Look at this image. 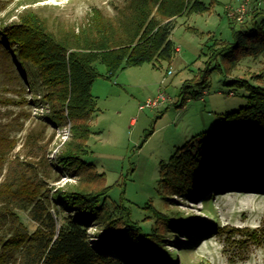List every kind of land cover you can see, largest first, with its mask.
I'll return each mask as SVG.
<instances>
[{
	"label": "trees",
	"instance_id": "trees-1",
	"mask_svg": "<svg viewBox=\"0 0 264 264\" xmlns=\"http://www.w3.org/2000/svg\"><path fill=\"white\" fill-rule=\"evenodd\" d=\"M212 4L203 0H130L124 18H104L95 12L91 23L78 33H55L32 12L10 24L0 19L4 58L22 76L24 91L27 85L37 92L34 96L38 98L32 97L28 105L47 106L46 121L71 130L56 166L48 153H44L48 163L8 160L15 145L6 148L3 141L9 139L0 136V179L4 175L0 181V264H168L167 239L180 228V220L159 215L164 222L146 233L131 221L126 209L99 204L107 190L103 178L82 160L95 111L91 85L102 76L98 65L111 78L125 67L171 62L178 52L171 39L177 19L207 13ZM4 6L5 1L0 0V10ZM246 20L240 30H234L232 44L216 41L209 48L210 60L220 59L229 74L243 59L264 54V6L254 2ZM186 83L181 91L186 101L200 97L208 87L202 81L197 83L198 89L189 90V81ZM237 84L249 91V105L225 115L212 132L193 137L177 149L169 164L162 165L167 202L174 196L205 192L215 181L219 182L217 194L264 193V89L245 81ZM52 174L57 182L63 174L79 177L81 185L49 189L46 178ZM98 182L96 188L93 183ZM18 212L27 213L36 223L34 232ZM92 228L96 231L91 232ZM259 236L255 231L249 235L256 242Z\"/></svg>",
	"mask_w": 264,
	"mask_h": 264
},
{
	"label": "rangeland",
	"instance_id": "rangeland-1",
	"mask_svg": "<svg viewBox=\"0 0 264 264\" xmlns=\"http://www.w3.org/2000/svg\"><path fill=\"white\" fill-rule=\"evenodd\" d=\"M4 1L0 19L6 24L19 22L22 15L32 12L55 33H78L91 23L95 12L104 18H124L129 14L130 0ZM203 1L213 3L209 12L177 19L171 39L178 52L171 62L125 67L111 78L106 77L104 66H97L102 76L91 85L95 111L82 160L93 165L103 178L107 190L99 204L126 209L131 221L144 232L151 233L164 222L159 215L180 220V228L167 239L165 252L171 255L168 264H264V193L245 190L217 194L219 182L215 181L205 192L166 201L162 165L169 164L177 149L193 137L212 132L225 115L249 105V91L237 82L264 89V54L243 59L230 74L220 59L210 60L211 44L234 42V30H240L241 23L232 22L228 11H237L244 0ZM4 55L0 50V136L9 139L3 141L6 148L15 145L7 154L8 160L48 163L44 160V153H48L54 166L59 165L57 157L71 138L70 126L56 128L44 117L47 106L28 105L32 97L38 98L34 96L37 92L27 85L24 91L22 76ZM194 80L206 81L207 90L186 101L182 87L189 81V90L198 89ZM159 93L169 98L166 104L140 110ZM56 177L52 174L46 178L49 189L81 185L76 176L63 174L58 182ZM93 184L100 186L99 182ZM214 191L216 195L211 193ZM18 213L34 232L36 223L27 213ZM254 231L260 235L257 242L249 237Z\"/></svg>",
	"mask_w": 264,
	"mask_h": 264
},
{
	"label": "built area",
	"instance_id": "built-area-1",
	"mask_svg": "<svg viewBox=\"0 0 264 264\" xmlns=\"http://www.w3.org/2000/svg\"><path fill=\"white\" fill-rule=\"evenodd\" d=\"M254 2L264 6V0H244V2L241 4V6L238 8L237 11H232V10L228 11L229 18L231 20L236 21L237 23H243L246 18V15L248 14ZM171 74L172 72H169V75ZM168 101L169 98L164 93H159L156 97L148 99L145 105L140 106V110L143 111L147 108L158 109L164 104H166Z\"/></svg>",
	"mask_w": 264,
	"mask_h": 264
}]
</instances>
